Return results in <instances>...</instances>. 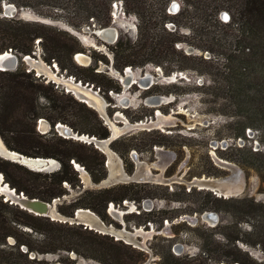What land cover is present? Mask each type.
<instances>
[{"label":"rangeland","instance_id":"obj_1","mask_svg":"<svg viewBox=\"0 0 264 264\" xmlns=\"http://www.w3.org/2000/svg\"><path fill=\"white\" fill-rule=\"evenodd\" d=\"M173 1L177 3L174 6L177 5L179 9L184 6L189 13L182 17L173 15L176 11L170 10L171 7H169L168 11L172 15L164 26L156 27L153 41L147 37L138 38L139 27L141 24L143 25V22L137 18L135 13L130 15L125 13L126 8L122 0L112 3L111 26H116L119 35L125 42L131 44L133 55L141 59L145 56V58L159 60L150 61L140 67L131 66L136 78L146 75L151 78L153 84L148 88H143L140 84L135 83L125 89L122 82L119 81L121 75L113 65L114 53L108 47L116 42L106 43L100 36L94 34L97 29L101 28L97 24L95 16L89 18V24L92 27L84 24L81 28H77L69 23L75 14L71 10L53 9L49 11L45 6L17 7L12 0L1 1L0 16H4L5 4H14L19 11L9 17L24 21H43L42 23L56 26L57 29L73 34L80 41L87 50L84 54L90 58L91 62H93V58H99L98 71L104 72L103 75L113 79L115 83L118 82L121 85V90L119 92L110 90L107 94L101 91L98 95L105 101V116L98 108L84 103L95 110L105 124L108 122L111 126L109 121H115L116 125L123 128V133L117 138L114 147L111 143V149L122 159V170L132 175L136 171L137 162L141 161L145 164H140L139 175L148 169L147 166L149 169L154 168L153 173L162 175V180L149 183L136 181L128 183L150 184L157 194L156 197H144L140 201L125 199L121 204L110 202L105 219L95 212L107 226H111L115 230L125 229L132 232L136 227L139 229L143 227L146 232L151 231V233H147L150 235L144 237L139 234L135 240L131 241L97 226L81 224L84 229H91L99 236L109 235L115 240L121 238L125 244L131 245L132 248L145 254V260L140 264L145 262L172 264L170 252L176 256L196 259L190 260L191 264H264V244H258L261 237L258 236L254 227L259 218L252 217L242 203L215 202L213 195L219 198L221 196L215 194L210 188L192 183L195 177L199 179L209 177L238 183L243 186V193L229 198H246L249 200L247 205L251 200L264 203V171H259L261 166L264 169V130L252 124L256 123L254 117L244 118L240 115L243 108L239 99L234 98L235 94L226 85V71L230 66V59L235 48L232 35L225 36L228 27H225L224 23L229 21L230 14L226 8L222 9L217 21L214 18L210 22L207 20V25L204 26L198 18L205 8L208 10V7L211 6L210 0H172L170 6ZM225 15L227 18L224 17ZM161 44H164L163 47ZM13 53L16 54L15 51ZM33 53L35 54L31 56L34 59L44 61L51 68L54 63H57L54 59H47L40 38L35 41ZM102 56L109 60V64L103 61ZM19 58V64L11 70L25 71L32 75L35 82L53 88L62 96L65 95L62 102L69 107L65 109L63 115L67 118L68 123H61L73 130L69 120L78 123L79 127L83 126L78 116L82 118L85 115L89 116V112L79 106H74L67 96H73L81 102L83 99L78 97L75 92H71L64 83H61V80L53 79L33 66L30 60L25 59V55L22 54ZM74 58L76 57L74 56ZM75 61L78 64L84 63L81 60H79L80 63L76 59ZM58 71L59 77L62 75L72 76L68 75L67 70H62L61 67L58 68ZM38 73L42 76L37 77ZM73 77L75 78V76ZM104 81L106 80L104 79ZM106 83L108 82L106 81ZM41 90L45 93L48 92L47 88ZM155 95L166 96L171 100L160 106L152 107L147 103V99ZM40 103L43 107H47L42 112H49V104L44 98ZM158 112L169 119L160 124L149 125L150 121L158 120ZM15 115H17L16 112ZM116 120L118 121L116 122ZM31 122L30 119H27L25 129H32ZM46 122L51 124L47 116L44 115L38 118L36 124V131L40 135L45 134L43 139L51 137L54 132H57L63 138L74 142L69 145L74 150H83L84 148L80 145L88 146L90 144L88 141H81L59 132L56 125L44 128L43 124ZM106 125L109 127L108 124ZM80 134L87 135V133ZM16 135L14 132L6 131V136L12 142L17 138ZM0 138L8 147L1 135ZM26 146L29 145L26 144ZM93 146L96 148L94 143ZM100 152L102 153V151ZM105 156L107 161L108 157L106 154ZM0 158L30 170L29 167L19 162H14L1 155ZM56 161L57 164L53 165L54 171L61 166L60 161L57 159ZM113 162L118 164L116 160ZM77 163L81 167L77 166L76 162L74 167L79 171L82 186L72 187L65 182L64 186L67 192L57 205V210L63 217H72L66 213L74 210L70 205L86 189H98L85 165ZM114 165L112 164V166ZM105 166L108 170L106 163ZM82 169H84L83 172ZM30 182L31 184L36 183L34 178ZM150 187L140 189L144 193V190L150 189ZM4 194L2 196L0 194V198L4 202H7L6 200L9 198V204L18 205L13 197ZM222 198L225 199L224 196ZM11 200L14 203H11ZM127 201L129 207L126 204ZM111 203L115 205L116 210L121 211V216L111 210ZM203 203H208L207 206L210 207L205 211L218 214L215 223L203 219L202 215L205 212H201ZM60 205H62V209H59ZM132 205L134 208L131 207ZM149 213L152 214L151 221L148 220ZM60 222H64V220ZM90 239L100 240V238L94 237ZM262 241L264 242V236ZM8 242L14 243V239L8 238ZM176 245L181 246L180 251L176 249ZM236 246L242 250V253L236 250ZM24 247L22 246V250L26 252L27 248L24 249ZM87 252L90 251L87 250ZM225 252L229 255H225L223 258L236 256L240 261L233 263L223 261L221 258ZM36 256L38 260L44 262L43 264H103L95 258L78 255L73 251L30 254V258ZM209 257L211 259H208ZM25 263L32 264L28 261Z\"/></svg>","mask_w":264,"mask_h":264},{"label":"trees","instance_id":"obj_2","mask_svg":"<svg viewBox=\"0 0 264 264\" xmlns=\"http://www.w3.org/2000/svg\"><path fill=\"white\" fill-rule=\"evenodd\" d=\"M0 0V6H1ZM17 7H39L45 6L49 11L53 9L71 10L75 14L69 22L72 26L81 28L84 24L89 25V18L96 17L100 27H108L112 24L110 15L112 3L116 0H12ZM125 4L126 14L135 13L137 18L143 22L138 31V38L147 37L152 41L155 39V30L158 26H164L170 19L169 7L172 0H122ZM211 6L204 9L198 19L202 25H207V20L216 21L222 9H227L230 19L225 22L228 31L225 36L232 35L234 54L226 71V85L239 99L243 108L241 116L244 118L254 117L256 123H252L264 130V0H210ZM226 3V6H225ZM229 10V11H228ZM189 13L184 6L173 15L181 16ZM45 15V14H43ZM47 16H51L46 14ZM57 15V14H56ZM145 26V27H144ZM163 29V28H162ZM165 30V29H164ZM173 32V31H172ZM66 35V37H63ZM40 38V43L47 59L57 61L62 70H67L68 75L75 76L77 80L89 82L100 88V91L108 93L110 90L119 92L121 85L115 83L111 78L105 77L104 72L98 71L99 58L92 59L89 66H83L75 61V54L87 52L80 41L71 33L57 29L51 24L38 21H24L15 17L0 16V53L12 49L18 56L33 55L35 41ZM147 39V40H148ZM131 42V41H130ZM173 42V41H172ZM162 47L164 44H161ZM114 53L113 65L120 72H124L128 66H144L153 58H143L133 55V47L125 42L119 35L115 44L108 45ZM104 55V54H102ZM160 56V55H159ZM104 62L109 64L104 56ZM161 58V57H159ZM54 61V62H55ZM104 79L106 81H104ZM47 88L48 92L41 89ZM65 95H60L53 88L35 82L32 75L25 71L1 70L0 69V135L10 150L18 151L31 157L53 158L60 161L61 166L52 172H41L29 170L17 163L0 158V173L4 174L8 182L18 193L24 192L28 197H37L44 201H52L61 198L66 192L65 182L72 187L82 186L79 171L74 167V161L83 163L88 170L92 181L98 183L108 173L105 166L106 156L93 146V143L80 145L83 150H74L69 147L74 142L63 138L54 132L51 137L43 139L45 134L40 135L36 131L37 120L41 116H47L52 126L58 122L68 123L64 111L69 107L62 102ZM44 98L48 105L47 113L42 112L45 108L40 103ZM67 99L89 112V116L78 118L83 126L72 121L69 123L74 130L80 133L95 135L105 139L110 135V130L97 112L88 107L84 102L78 101L73 96ZM247 111V112H246ZM15 112L17 115H15ZM247 114H249L247 116ZM30 115V116H29ZM27 119L32 122V129H25ZM7 132H14L17 138L12 142L6 136ZM117 139L112 142L115 146ZM28 144L29 146H26ZM34 144V145H33ZM72 161V162H71ZM259 171H264L261 166ZM32 178L36 183L31 184ZM150 184H119L110 188L86 189L83 194L70 206L74 209L69 216H74L78 208H89L99 214L103 219L107 217V208L110 202L121 204L125 199L140 201L144 197H156ZM213 195V194H210ZM215 202H239L244 204L246 211L252 217H258L257 230L261 237L258 244L264 242V203L246 198L216 197ZM212 200V199H210ZM211 203V201H210ZM208 204V203H207ZM207 204L202 205L201 212L210 208ZM213 204V202H212ZM62 209V205L59 206ZM218 209V208H216ZM152 214H148L151 221ZM12 237L14 243L10 244L8 238ZM100 238L91 240L90 238ZM22 246L27 251L22 250ZM90 251V252H87ZM236 250H242L236 246ZM264 250V245H263ZM76 252L78 255L91 257L103 264H140L145 260V254L125 244L121 240H115L109 235L99 236L80 224H69L52 220L50 217L39 216L31 213L19 205L9 204L0 198V264H43L37 256L30 258L31 253L48 254L61 252ZM206 251V250H205ZM208 253V250H207ZM172 264H191L187 257L176 256L170 252ZM228 253L222 254V260L228 263L240 261L238 257L223 258ZM208 259H211L210 257ZM221 261V260H219ZM209 264V263H207Z\"/></svg>","mask_w":264,"mask_h":264},{"label":"water","instance_id":"obj_3","mask_svg":"<svg viewBox=\"0 0 264 264\" xmlns=\"http://www.w3.org/2000/svg\"><path fill=\"white\" fill-rule=\"evenodd\" d=\"M175 4H177V3H175ZM176 7L177 6H171L170 10L177 11L178 8L176 9ZM4 8H5L4 16H6V17L14 16L19 11V9L14 4H5ZM224 17L227 18L226 15ZM94 34L100 36L104 40V42H106V43H115V42L118 41L120 33H119V30H118V28L116 26H108V27H102V28L97 29L94 32ZM9 51L13 52V50H11V49ZM5 52H8V51H5ZM80 53H82V52H78L75 55V57H76L75 59L78 62H79L78 54H80ZM11 54H12V58L15 59V63L7 66V69H4V68L2 69V67L0 66L1 70H11V69H15L17 67V63H19L20 58L15 53H11ZM82 54H84V53H82ZM0 56H1V53H0ZM26 56L32 57L29 54L25 55V57ZM12 58H10V59H12ZM86 58L87 59H86V61H84V63H80L79 62L80 65L89 66L91 64L90 58L88 56ZM5 61L4 60L3 61L0 60V64H2L3 62L5 63ZM53 66L55 67V69L57 68L55 63H54ZM132 69L133 68L131 66L126 67V69L124 70L123 74L121 72L117 71L121 75V78L119 79V81L122 82V84H123V86L125 88H128L129 86H131L132 84H135V83L140 84V86H142L143 88L151 87L153 82H152L151 78L148 75L143 76L141 78L139 77V78L135 79V74H134ZM72 77L73 76H68L67 78H70L71 82H73V83L75 82V84H77L79 86H82L85 90H88V91L94 92L95 94L100 95V92H101L100 89L96 88L94 84L89 83V82L85 83L82 80H77L76 81V78H74V77L71 80ZM170 100L171 99L169 97L161 96V95H155V96L149 97L147 99V103L150 104V106H152V107H157V106H160L162 103L169 102ZM46 123H48V127H52V125L49 122H46ZM106 124L109 125L108 122H106ZM153 124H157V123L153 122V121L149 122V125H153ZM108 128L110 130V135L107 138H105V139H98L96 136H92V135H89V134H87V136H86V139L89 141V143H94L96 148H98L100 151H102L108 157L107 161H106V164H107V167H108V170H109L108 171V175H107L106 178L101 180L99 183H96L95 184L96 187L98 189H103V188L112 187V186H115V185H118V184H121V183L128 184V183L133 182V181H136V182H148V183L152 182V181H156V179H154L155 173H153L154 168H152V167L150 168V172L151 173L149 174L148 178H141L140 177L139 172H138V168H139L140 164H145V163H143L141 161L137 162L136 171L132 175H129L126 172H125L124 175H119V174L116 175V174L113 173V171H111L109 154L106 152V150H108V149L112 150L111 149V143L113 141H115L119 137V135L117 136V135H115L113 133L112 128L110 127V125H109ZM56 129L59 132H63L66 135H69L72 138L84 139L83 138L84 134H80L79 132H75L72 128H70L67 125H64L61 122L56 124ZM79 134L81 136H78ZM13 151H15V150H13ZM16 152H18V151H16ZM18 153H19V156L21 157V159L18 157L17 158L18 160H12V161L19 162L20 164H22L24 166H27V167H29L30 169H33V170H35L33 168V166L30 167V166H28L27 164L24 163L25 159H26V161H34V160H38L40 158L48 160L45 157H31V156L24 155V154H22L20 152H18ZM20 161H22V162H20ZM121 161H122V159H121ZM73 163L75 164V161ZM36 168H42V169L38 170V171H41V172H43V171H47V172L54 171V168H51L49 164L48 165L44 164L42 167H36ZM48 169H51V170H48ZM82 170H84V169H82ZM225 179H227V177H225ZM221 180L222 179L209 178V177L208 178H206V177L204 178L203 177V178H200V179L195 177L193 179L192 183L195 184V185L199 184L200 186L202 185L203 187L210 188V190H212L215 194H217V195H219L221 197L224 196L225 198L239 196L241 193H243V186L240 185L238 187H234L236 183H230L229 181H221ZM218 183L219 184L220 183H229L234 188H231V190H229V191L226 189L227 190L226 191L225 189H223L220 186H218ZM60 200H61V198L58 197V198H54L52 201H44V200H42L40 198H37V197H33V198L28 197L24 193H21V192L18 193L17 195H15L16 204L20 205L21 208H23V209H25V210H27V211H29L31 213H34L36 215H39V216L50 217L52 220H60V221L64 220V222H69L70 224H85L87 226H90L89 224H86L85 222H83L81 220L80 216L78 215V212H86V213H90V214H93V215L97 216L96 213L93 212L89 208H78L75 211L74 216H72V217H63V216H61L59 214V212L57 210V205H58V202ZM115 212L118 213V214H121L120 211H118V210H116ZM97 217H98L102 227L107 226L105 224V222L99 216H97ZM202 217L205 220H210L212 223L213 222L215 223L217 221V219H218V214L215 213V212H212V211H205L203 213ZM135 229L136 228H134L133 231H132L134 237H136V235H137ZM123 230L125 231V229H123ZM119 240H121V238ZM175 247H176V249L178 251L181 250V246L180 245H176ZM25 248L26 247H24V249ZM143 264H150V263L149 262H145Z\"/></svg>","mask_w":264,"mask_h":264},{"label":"bare ground","instance_id":"obj_4","mask_svg":"<svg viewBox=\"0 0 264 264\" xmlns=\"http://www.w3.org/2000/svg\"><path fill=\"white\" fill-rule=\"evenodd\" d=\"M102 28V27H101ZM13 52H3L1 53V56H0V60H6L5 63L3 62L2 64H0V66L2 67V69H7V66L11 65V64H14L15 63V59L12 58V54ZM12 58V59H10ZM78 59L81 60L82 62L83 61H86V55L80 53L78 54ZM26 60H30L33 64V66H35L36 68H38L40 71L48 74L51 78H56L58 80H61L62 84L64 83L71 92H75V94L80 97L81 99H83L82 101L86 102V103H89L90 105L98 108L101 112V114L103 116H105V103H104V100L103 98H99L98 97V94H95L94 92H91V91H88V90H85L82 86H79L77 84H75V82H71L70 81V78H67V76H64L62 75L61 77H59V71H58V68L60 67H57L59 66L57 63H55L56 65V69L55 67L53 66L52 68L49 67V65H47L44 61H41V60H37V59H34L33 57H29V56H26ZM19 63H17L18 65ZM31 64V63H30ZM128 72V71H127ZM73 79V77L71 78V80ZM54 81V80H53ZM77 81V79H76ZM127 89V88H125ZM73 90V91H72ZM165 103H168V102H165ZM163 118V119H162ZM157 121L156 123L157 124H160L161 122H166V120H168L169 118H165L164 116L161 115V112H158L157 113ZM118 120H116L117 122ZM111 122V128H112V131L115 135H121L123 133V128L122 127H119L118 125H116L115 121H109ZM110 125V124H109ZM44 128H48V124L47 123H44L43 124ZM78 136H81L80 134ZM86 134H84L83 138L84 139H79L81 141H88L86 139ZM106 152L109 154V159H110V166H111V171H113L114 174H119V175H124L125 174V171L122 170V166H121V159L120 157L112 150H106ZM116 154V155H115ZM0 155L4 158H8V159H11V160H18L17 158L19 157L21 159V157L19 156V153L16 152V151H13V150H10L8 147H6V145L3 143L2 139L0 138ZM118 156V158H117ZM48 160H45V159H38V160H34V161H24L25 164H27L28 166L32 167L35 169V170H40L42 168H36V167H42L44 164L46 165H50V167H54L53 165L54 164H57V161L56 159H53V158H47ZM113 160L117 161V163H114ZM47 161V162H46ZM22 162V161H20ZM77 166L81 167L78 163H76ZM112 164H115L114 166H112ZM148 169H146L145 171H143L141 178H148L149 177V174L151 173L150 172V169H149V166H147ZM83 172V170H82ZM160 175L161 174H155L154 176V179L156 180H160ZM86 179V178H85ZM163 179V178H162ZM222 185V186H221ZM230 184L229 183H218V186H220L221 188L223 189H227L228 191L231 190V188H234V187H238L240 186L238 183L235 184V186H229ZM0 189L3 193H6L9 197L11 196V198L13 197L15 199V195L18 194L17 191H15L16 189L13 188L12 186H10L9 183H7L6 181H3V179H1L0 181ZM226 190V191H227ZM128 202V201H127ZM115 206L113 203H111V206ZM116 209V208H115ZM111 210L113 211V209L111 208ZM78 215L80 216L81 220L83 222H85L86 224H89V225H92V226H97V227H100L106 231H109V232H115L116 235L118 236H123V238L125 237V234L124 232L121 230H115L113 227L111 226H104L102 227L99 219L97 216L93 215V214H90V213H86V212H78ZM101 229V230H102ZM137 227L135 229L136 231V234L137 236H139L138 232H137ZM144 231L143 228L140 229V231ZM147 235H150V234H144L143 233V236L146 237Z\"/></svg>","mask_w":264,"mask_h":264},{"label":"flooded vegetation","instance_id":"obj_5","mask_svg":"<svg viewBox=\"0 0 264 264\" xmlns=\"http://www.w3.org/2000/svg\"><path fill=\"white\" fill-rule=\"evenodd\" d=\"M175 3H176V2L173 1L171 6H174ZM171 6H170V7H171ZM176 6H177V5H176ZM176 9H177V7H176ZM178 10H179V8L177 9V11H178ZM177 11H176V12H177ZM176 12H174V13H176ZM78 60H79V59H78ZM122 78H123V77H122ZM135 79H136V77H135ZM104 103H105V101H104ZM162 119H163V118H162ZM160 180H162V175H160ZM131 207L134 208L133 205H132ZM111 208L113 209L114 213H116V212H115V211H116V209H115L116 207L112 205ZM120 213H121V211H120ZM117 215H118V216H121L122 213H121V214H118V213H117ZM142 228H143V227H142ZM137 229H138L137 232H138V234H140V235H141V234L143 235L144 232H145L144 234L151 233V231L146 232L144 228H143L144 231H142V230L140 231L139 228H137ZM121 230L124 232V234H125V238H126V239L131 240V241H132V240H135V237H134V235H133V233H132L131 231H126V230L124 231L123 229H121ZM121 230H120V231H121ZM113 233H115V232H113ZM136 236H137V235H136Z\"/></svg>","mask_w":264,"mask_h":264},{"label":"built area","instance_id":"obj_6","mask_svg":"<svg viewBox=\"0 0 264 264\" xmlns=\"http://www.w3.org/2000/svg\"><path fill=\"white\" fill-rule=\"evenodd\" d=\"M11 50H12V49H11ZM31 71H33V70H31ZM36 75H37V77L42 76V75H40L39 73L36 74ZM88 142H89V141H88ZM1 179H3V181H5V178H4V174H3V173H0V181H1ZM0 194H1V196H2V195H5V194L1 191V189H0ZM6 201H10L9 198H7ZM11 203H14V201L11 200ZM126 204H127V206L129 207L128 202H127Z\"/></svg>","mask_w":264,"mask_h":264}]
</instances>
